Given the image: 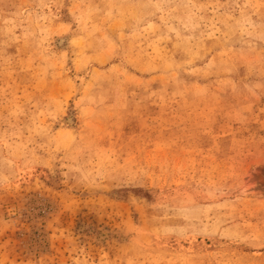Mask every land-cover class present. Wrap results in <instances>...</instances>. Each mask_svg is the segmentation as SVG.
Returning a JSON list of instances; mask_svg holds the SVG:
<instances>
[{
  "label": "rangeland",
  "instance_id": "1",
  "mask_svg": "<svg viewBox=\"0 0 264 264\" xmlns=\"http://www.w3.org/2000/svg\"><path fill=\"white\" fill-rule=\"evenodd\" d=\"M0 264H264V0H0Z\"/></svg>",
  "mask_w": 264,
  "mask_h": 264
},
{
  "label": "bare ground",
  "instance_id": "2",
  "mask_svg": "<svg viewBox=\"0 0 264 264\" xmlns=\"http://www.w3.org/2000/svg\"><path fill=\"white\" fill-rule=\"evenodd\" d=\"M53 183V182H52ZM54 184V183H53Z\"/></svg>",
  "mask_w": 264,
  "mask_h": 264
}]
</instances>
